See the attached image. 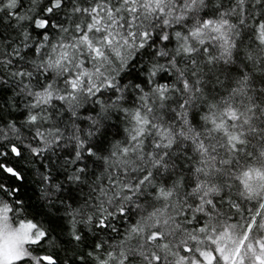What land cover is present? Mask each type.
<instances>
[{"label":"snow or ice","instance_id":"obj_1","mask_svg":"<svg viewBox=\"0 0 264 264\" xmlns=\"http://www.w3.org/2000/svg\"><path fill=\"white\" fill-rule=\"evenodd\" d=\"M0 264H264V0H0Z\"/></svg>","mask_w":264,"mask_h":264}]
</instances>
